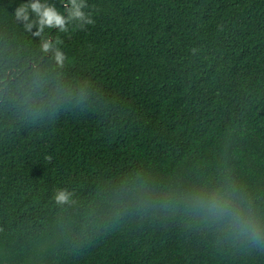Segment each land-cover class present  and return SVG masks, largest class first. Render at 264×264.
<instances>
[{
  "label": "trees",
  "instance_id": "obj_1",
  "mask_svg": "<svg viewBox=\"0 0 264 264\" xmlns=\"http://www.w3.org/2000/svg\"><path fill=\"white\" fill-rule=\"evenodd\" d=\"M34 2L0 0V264H264L185 206L264 224V0H88L67 33Z\"/></svg>",
  "mask_w": 264,
  "mask_h": 264
},
{
  "label": "clouds",
  "instance_id": "obj_2",
  "mask_svg": "<svg viewBox=\"0 0 264 264\" xmlns=\"http://www.w3.org/2000/svg\"><path fill=\"white\" fill-rule=\"evenodd\" d=\"M92 6L88 0H60L59 5L34 2L30 5L32 13L38 17V29L43 33L45 29L67 33L72 28L83 30L89 25L95 24L92 12L86 11ZM26 8L18 10V15L28 19ZM67 14V17H65ZM29 28L32 27L30 24ZM50 42L43 44V50H52ZM64 60L63 52L55 50V61L59 64ZM70 194L66 190H60L54 195L57 204H65L69 201ZM186 208L197 215L220 224L226 232L242 242L257 248L264 249V224L252 213L251 209L236 198L235 194L225 186L214 187L208 190L190 193L186 200Z\"/></svg>",
  "mask_w": 264,
  "mask_h": 264
}]
</instances>
